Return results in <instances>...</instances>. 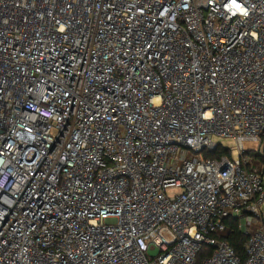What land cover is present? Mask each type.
<instances>
[{
	"label": "built area",
	"instance_id": "obj_1",
	"mask_svg": "<svg viewBox=\"0 0 264 264\" xmlns=\"http://www.w3.org/2000/svg\"><path fill=\"white\" fill-rule=\"evenodd\" d=\"M263 131L264 0H0V264H264Z\"/></svg>",
	"mask_w": 264,
	"mask_h": 264
},
{
	"label": "trees",
	"instance_id": "obj_2",
	"mask_svg": "<svg viewBox=\"0 0 264 264\" xmlns=\"http://www.w3.org/2000/svg\"><path fill=\"white\" fill-rule=\"evenodd\" d=\"M261 138L264 141V131L261 133ZM249 152V151H246ZM255 153V157L264 163V155L261 153ZM204 156L208 157H219L220 155L230 156L228 148L223 147L221 144H218L214 150H204ZM223 221L227 224L229 232L225 237L226 241L233 247L234 251L241 257L244 258V244L248 236L239 228V219L236 217H226ZM210 253V247L203 246L200 254L198 256V261H200L204 256Z\"/></svg>",
	"mask_w": 264,
	"mask_h": 264
},
{
	"label": "rangeland",
	"instance_id": "obj_3",
	"mask_svg": "<svg viewBox=\"0 0 264 264\" xmlns=\"http://www.w3.org/2000/svg\"><path fill=\"white\" fill-rule=\"evenodd\" d=\"M214 141L221 144L223 147L228 148V150H230V154L232 157L238 156V150H237L235 143L232 139H230V138H215L214 137ZM241 222L244 223L245 218L242 217Z\"/></svg>",
	"mask_w": 264,
	"mask_h": 264
},
{
	"label": "water",
	"instance_id": "obj_4",
	"mask_svg": "<svg viewBox=\"0 0 264 264\" xmlns=\"http://www.w3.org/2000/svg\"><path fill=\"white\" fill-rule=\"evenodd\" d=\"M261 154L264 155V143L262 144V151Z\"/></svg>",
	"mask_w": 264,
	"mask_h": 264
},
{
	"label": "snow or ice",
	"instance_id": "obj_5",
	"mask_svg": "<svg viewBox=\"0 0 264 264\" xmlns=\"http://www.w3.org/2000/svg\"><path fill=\"white\" fill-rule=\"evenodd\" d=\"M237 7H239V5H237Z\"/></svg>",
	"mask_w": 264,
	"mask_h": 264
}]
</instances>
